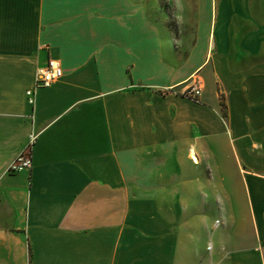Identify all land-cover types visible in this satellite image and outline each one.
<instances>
[{
    "label": "crops",
    "instance_id": "crops-1",
    "mask_svg": "<svg viewBox=\"0 0 264 264\" xmlns=\"http://www.w3.org/2000/svg\"><path fill=\"white\" fill-rule=\"evenodd\" d=\"M195 1L179 64L146 0H0V264H197V198L232 209L205 264H264V0Z\"/></svg>",
    "mask_w": 264,
    "mask_h": 264
},
{
    "label": "rangeland",
    "instance_id": "rangeland-1",
    "mask_svg": "<svg viewBox=\"0 0 264 264\" xmlns=\"http://www.w3.org/2000/svg\"><path fill=\"white\" fill-rule=\"evenodd\" d=\"M146 1L150 8V15L152 16L153 20L158 22L163 29L167 51L178 54V59L175 60V62L179 64L182 63L194 41L195 30L189 22L188 15V8L189 5L192 4L193 0ZM195 3L198 5L199 1L197 0V2L195 1ZM178 11H180L181 14L180 18L177 16ZM196 80H200V78L198 76H194L191 80L184 84L182 89L176 91V93L181 95V92L184 90V88H186ZM160 91L165 94L172 92L173 90L164 88ZM146 172L147 171H138L136 173L134 172V182L137 184H140L142 182H148V180L146 179L148 172ZM185 175L186 177L189 176L187 173ZM194 175L199 176L200 173L196 172V174ZM207 175H209V172L207 173ZM213 201L214 200H212L211 198H197L196 205H187L185 207L186 209L184 210L185 212L190 213H201L209 211L212 212V215L214 216L213 220L206 219L203 221H197L198 238L194 248L197 264H205L207 262L211 254L210 242L212 241V237L215 235L218 236V232H220V230H223V234L221 236L219 235V243H224V246L228 245V238L233 224V220L231 217L232 209L229 206V219L223 220L220 226L217 227L219 222L215 221L216 219H218L217 217L220 218V216L218 215L219 212L217 210V206L213 205ZM163 207L165 211H171V205L169 203H165Z\"/></svg>",
    "mask_w": 264,
    "mask_h": 264
},
{
    "label": "built area",
    "instance_id": "built-area-1",
    "mask_svg": "<svg viewBox=\"0 0 264 264\" xmlns=\"http://www.w3.org/2000/svg\"><path fill=\"white\" fill-rule=\"evenodd\" d=\"M62 76L63 70L60 62L54 58H49L44 66L36 69L34 84L31 88L26 90L28 103L34 107L38 90L50 87L52 84L58 82ZM181 95L193 101H198L202 95L201 81L196 80L184 88ZM36 138L37 136L35 133L30 134L27 146L10 165L8 169L10 173H19L32 168V146Z\"/></svg>",
    "mask_w": 264,
    "mask_h": 264
},
{
    "label": "trees",
    "instance_id": "trees-1",
    "mask_svg": "<svg viewBox=\"0 0 264 264\" xmlns=\"http://www.w3.org/2000/svg\"><path fill=\"white\" fill-rule=\"evenodd\" d=\"M222 108L224 109V116H225V115H226V113H225L226 105H225V103L223 102V99H222Z\"/></svg>",
    "mask_w": 264,
    "mask_h": 264
}]
</instances>
